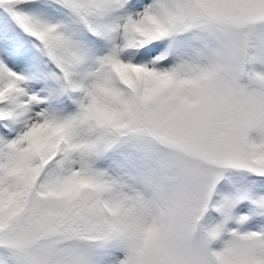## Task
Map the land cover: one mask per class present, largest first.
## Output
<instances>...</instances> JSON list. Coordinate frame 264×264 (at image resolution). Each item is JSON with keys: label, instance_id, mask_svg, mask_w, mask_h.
<instances>
[{"label": "snow or ice", "instance_id": "obj_1", "mask_svg": "<svg viewBox=\"0 0 264 264\" xmlns=\"http://www.w3.org/2000/svg\"><path fill=\"white\" fill-rule=\"evenodd\" d=\"M0 264H264V0H0Z\"/></svg>", "mask_w": 264, "mask_h": 264}]
</instances>
